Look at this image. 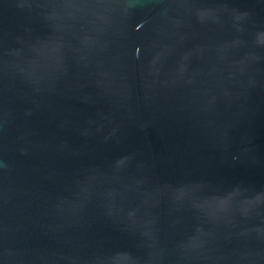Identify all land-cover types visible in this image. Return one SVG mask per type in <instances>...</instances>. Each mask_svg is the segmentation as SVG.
<instances>
[{
  "label": "water",
  "instance_id": "95a60500",
  "mask_svg": "<svg viewBox=\"0 0 264 264\" xmlns=\"http://www.w3.org/2000/svg\"><path fill=\"white\" fill-rule=\"evenodd\" d=\"M0 264H264V0H0Z\"/></svg>",
  "mask_w": 264,
  "mask_h": 264
}]
</instances>
